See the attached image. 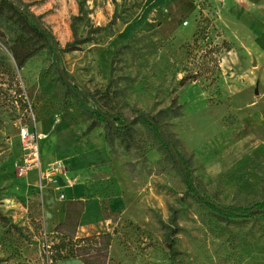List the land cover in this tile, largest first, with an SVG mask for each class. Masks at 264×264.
<instances>
[{
    "label": "rangeland",
    "instance_id": "obj_1",
    "mask_svg": "<svg viewBox=\"0 0 264 264\" xmlns=\"http://www.w3.org/2000/svg\"><path fill=\"white\" fill-rule=\"evenodd\" d=\"M23 93L42 168L57 163L48 181L18 170ZM140 113L212 203L264 205V0H0V264H51L50 186L69 196L66 234L93 201L106 264H170L169 227L176 264H264V213L227 218L197 201Z\"/></svg>",
    "mask_w": 264,
    "mask_h": 264
},
{
    "label": "trees",
    "instance_id": "obj_2",
    "mask_svg": "<svg viewBox=\"0 0 264 264\" xmlns=\"http://www.w3.org/2000/svg\"><path fill=\"white\" fill-rule=\"evenodd\" d=\"M68 48V47H67ZM66 48V49H67ZM70 94L77 102H79V94L66 83V92L64 95ZM81 109H83L81 107ZM85 111V110H83ZM86 112V111H85ZM97 118H103L105 122L107 121L106 117H102L100 114L95 113ZM138 119L141 121L143 126L154 134L161 142V151L174 163H176L180 169H182V179L184 184L186 185L187 191L192 194V196L199 202L207 205L209 208L214 210L215 212L227 217V218H246L251 215L264 213V205L259 206L256 210L250 211L248 209H240V208H223L218 206L217 204L212 203L208 198H206L203 194L200 193L199 188L195 182V178L191 174V172L184 167V161L181 158H176L174 152V146L168 140V137L162 131L160 125L156 121L153 116L146 115L143 113L138 114ZM111 119V118H110ZM90 127L86 129V132L90 131ZM33 210L36 205L32 203L30 205ZM29 207V209H30ZM43 212V208H42ZM69 219V209L67 206V218ZM66 221L64 223L58 224L53 228V233L56 236L55 242L50 244L49 248H44L45 251L49 253V261L55 263L57 261L67 260L69 258H77L83 264H93L89 260L96 258V262L98 264H106L108 249L110 247V236L108 234L101 236H86V237H76V228L78 222L76 223L75 230H73V235L66 234L64 229L66 228ZM176 235L174 228H168V233L166 236L167 248L170 251V264H176L175 258L180 254V252L174 246V237ZM49 238V236H46ZM100 240H103L102 247Z\"/></svg>",
    "mask_w": 264,
    "mask_h": 264
},
{
    "label": "crops",
    "instance_id": "obj_3",
    "mask_svg": "<svg viewBox=\"0 0 264 264\" xmlns=\"http://www.w3.org/2000/svg\"><path fill=\"white\" fill-rule=\"evenodd\" d=\"M40 130H43L40 129ZM40 130H37L38 133ZM43 136V134H41ZM66 186L67 193L70 194V191L79 190L78 186L75 184H67L64 183ZM50 190H44L42 188L41 192V200H42V208H43V219H44V228L45 232L51 233L53 228L61 223H64L67 218V201L69 196L63 199L57 198L56 193L54 192L53 188L50 186ZM99 213L96 210V207L93 201H85L83 205V210L80 213L78 225L76 228V237L82 238L86 236L93 235V226L99 221ZM65 261V262H64ZM70 263H77L83 264L77 258H69L63 261H57L55 264H68ZM51 264H54L53 262Z\"/></svg>",
    "mask_w": 264,
    "mask_h": 264
},
{
    "label": "built area",
    "instance_id": "obj_4",
    "mask_svg": "<svg viewBox=\"0 0 264 264\" xmlns=\"http://www.w3.org/2000/svg\"><path fill=\"white\" fill-rule=\"evenodd\" d=\"M241 2L242 0H236ZM188 25V22H183L182 26L185 27ZM25 104L24 111L30 115L31 125L25 126L22 125L18 132V139L20 143V165L18 170L21 174H28L29 172L36 171L38 176L42 180H50L55 173L58 171L57 163L55 160H51L48 163V167L43 170L42 161H41V140L44 136L38 133L37 131V121L35 114L33 112L32 104L28 98V96L23 93ZM63 195H61V199H63ZM49 244L46 245V248H49ZM46 260H49V253L45 251Z\"/></svg>",
    "mask_w": 264,
    "mask_h": 264
},
{
    "label": "water",
    "instance_id": "obj_5",
    "mask_svg": "<svg viewBox=\"0 0 264 264\" xmlns=\"http://www.w3.org/2000/svg\"><path fill=\"white\" fill-rule=\"evenodd\" d=\"M61 75H62V78H63L64 82L67 83L68 82L67 81V77H66V75H65V73L63 71H61ZM106 119H107V121H111V119L108 116H106Z\"/></svg>",
    "mask_w": 264,
    "mask_h": 264
}]
</instances>
